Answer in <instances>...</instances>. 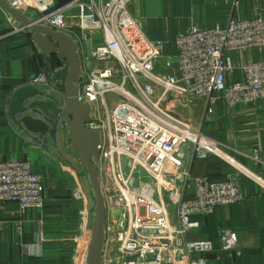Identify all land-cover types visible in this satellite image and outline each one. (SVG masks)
<instances>
[{"label":"built area","instance_id":"1","mask_svg":"<svg viewBox=\"0 0 264 264\" xmlns=\"http://www.w3.org/2000/svg\"><path fill=\"white\" fill-rule=\"evenodd\" d=\"M132 1L71 0L33 19L68 34L83 61L78 100L92 111L84 128L99 135L93 162L105 208L100 264H209L205 254L214 243L193 235L200 226L193 217L241 201L240 175L251 172L176 109L203 102L205 121L218 101L227 107L264 102V60L244 63L242 79L227 81L235 69L231 52L264 47V19L191 25L175 35L172 56L166 41L151 39L130 13ZM52 76L41 70L28 83L48 84ZM1 78L0 64V99ZM199 155L223 158L234 171L222 181L193 175L189 163ZM5 202H16L21 212L43 208L42 176L29 159L0 160V206ZM218 241L232 250L237 234L223 228Z\"/></svg>","mask_w":264,"mask_h":264},{"label":"crops","instance_id":"2","mask_svg":"<svg viewBox=\"0 0 264 264\" xmlns=\"http://www.w3.org/2000/svg\"><path fill=\"white\" fill-rule=\"evenodd\" d=\"M7 1H15L13 6L32 20L46 9L65 5L71 0H25L28 3L23 4V10L18 6L17 0ZM20 1L22 0L18 3ZM234 2L235 0H133L129 10L142 22L151 39L166 41L165 54L175 56V35L186 31L191 25L225 27L231 16L239 19L260 16L264 19V0H238L236 6ZM75 11L76 8L69 9V12ZM22 26V23L14 20L0 6V160L29 159L33 169L42 176L45 192V179L48 175L65 173L56 159L61 157L60 148L63 155H67L70 141L67 129L62 124L56 137L33 134L21 124L14 123L8 115V102L13 89L29 84V76L36 72L51 69L50 56L39 51L30 37V30H21ZM90 46L92 43L87 44V47ZM230 56L235 69L227 77L228 82L242 79L241 66L244 63L264 60V47L233 51ZM60 61L64 65V61ZM80 63L82 68V58ZM56 70L59 72L49 78L48 84L34 86L41 90H62L59 83L65 69ZM200 104L194 106V109L200 107ZM185 109V117L192 120V108ZM203 113L204 109L202 115ZM208 116V119H201L198 124L204 133L215 139L226 155L251 173L240 175V187L244 195L241 201L218 206L211 213L193 217L200 222L193 235L213 241V250L205 254L209 264H264V102L227 107L223 101H218ZM25 138H31L33 143H26ZM45 138L56 153L48 152L55 160L53 166L44 151L37 152L39 148L34 143L35 139L43 142ZM31 152L35 154L32 155ZM71 157L77 159L68 153L69 161H72ZM73 163L78 166L76 170L83 174L80 179L85 175L89 184L78 159ZM189 167L193 175H205L213 181L225 180L234 171L228 161L214 155L196 156L191 159ZM68 173L74 172L68 168ZM253 176L260 181H256ZM60 204V201L54 199L52 202L45 201L40 210L27 209L21 212L16 202L3 203L0 206V264H79L80 254L75 250V244L77 241L81 242V237L78 238V234L75 238L74 236L78 229L76 223L81 217L68 204V215L64 217L68 225L55 223L54 220L60 221L59 213L63 211L58 206ZM223 228H231L237 234L236 246L232 250L220 247L218 233ZM65 232H68V243L61 236Z\"/></svg>","mask_w":264,"mask_h":264},{"label":"water","instance_id":"3","mask_svg":"<svg viewBox=\"0 0 264 264\" xmlns=\"http://www.w3.org/2000/svg\"><path fill=\"white\" fill-rule=\"evenodd\" d=\"M0 6L14 20L30 30L32 41L43 55H56L64 61L65 72L59 83L62 90H41L31 84L18 86L10 94L8 115L14 123L21 124L33 134L50 133L56 136L61 124L67 128L72 151L87 176L94 199L93 228L88 236L84 264H100L105 208L93 162V157L97 154L99 135L95 130L84 128V123L90 120L92 111L88 103L78 100L81 63L77 44L68 34L29 19L7 0H0Z\"/></svg>","mask_w":264,"mask_h":264},{"label":"rangeland","instance_id":"4","mask_svg":"<svg viewBox=\"0 0 264 264\" xmlns=\"http://www.w3.org/2000/svg\"><path fill=\"white\" fill-rule=\"evenodd\" d=\"M18 1L19 0L16 1L18 6H20V8H22L23 10L24 8L23 4H27L28 1L22 0L19 3ZM36 17H33V18L35 19ZM142 27H143V24H142ZM97 37L99 36L97 35ZM56 69L61 70L60 66L56 67ZM198 104H200V107H198L195 110L194 106ZM204 106L205 105H203V102H195L194 104H191L190 107L193 110V118L192 120H189V119L188 120L190 124H192V126L196 127L201 121L202 111L204 109ZM176 110L179 111L182 117L187 119L185 117L186 109H182V107H180L179 109H176ZM43 140H44L43 142L41 140L38 141L37 139L34 140V143H36L35 145H37L36 147L39 148L37 152L44 151V153L47 156H49L50 161H51L50 163L53 166L55 165L54 163L55 160L53 156H50L49 154L51 153L53 149L51 145L49 144V142L46 140V138ZM24 141H26V143L28 142L33 143V140H31V138L30 139L25 138ZM60 150H61V157L57 158L56 160L63 166L64 168L63 172L65 171V173H51V175L47 176V179H45L46 182H45V192H44L46 196L44 194V198H45V201H49V202H52L54 199L61 202V204L58 206H61L63 211L59 213L60 216L58 218H60V221L54 220L55 223L62 224V225H68V222L64 220V217L68 215V204H70V206L74 208L76 212H78V217H81V218L76 223V226L78 227V229H76L74 238L77 236V234H78V238L80 237L84 238L87 236L86 246H88V236L91 234V231L93 228V219H94V212H93L94 205H93L91 189L89 187V184L86 182L85 175L82 176V180L80 179V175H83V174L78 172V170H76L78 166H75V164L73 163L77 159L76 158L74 159L73 157H71L70 160H72L73 162L68 160V153H70L71 156L72 155L74 157L76 156L73 153L72 148L70 147L69 143H68L67 155H65L66 153L63 155L62 148H60ZM31 153L32 155L35 154V153L33 154V152ZM54 154L56 155V153ZM68 168H71L74 173H68ZM53 190H56V191L52 193ZM68 194H69V199H68ZM86 232L87 234L85 235ZM61 236L63 237L64 241L68 243V232L63 233ZM72 247H74L73 243H72ZM76 249L79 254L81 252V256H82L83 251H81V245H80V242L78 243V241H77V244H75V250Z\"/></svg>","mask_w":264,"mask_h":264},{"label":"trees","instance_id":"5","mask_svg":"<svg viewBox=\"0 0 264 264\" xmlns=\"http://www.w3.org/2000/svg\"><path fill=\"white\" fill-rule=\"evenodd\" d=\"M49 60H50V63H51L50 64L51 65L50 66L51 69H49V70L44 69V71L46 70L45 72L53 73V76H55L57 74V72H59V71H56L55 73L53 71L56 70V67H58L59 65H61L62 62L60 61L59 57H57L56 55H50ZM91 194H92V192H91ZM92 198H93V195H92ZM93 205H94V199H93Z\"/></svg>","mask_w":264,"mask_h":264},{"label":"flooded vegetation","instance_id":"6","mask_svg":"<svg viewBox=\"0 0 264 264\" xmlns=\"http://www.w3.org/2000/svg\"><path fill=\"white\" fill-rule=\"evenodd\" d=\"M43 135H51L50 133H46V134H43ZM52 136V135H51Z\"/></svg>","mask_w":264,"mask_h":264},{"label":"bare ground","instance_id":"7","mask_svg":"<svg viewBox=\"0 0 264 264\" xmlns=\"http://www.w3.org/2000/svg\"><path fill=\"white\" fill-rule=\"evenodd\" d=\"M80 240H82V239L80 238Z\"/></svg>","mask_w":264,"mask_h":264}]
</instances>
